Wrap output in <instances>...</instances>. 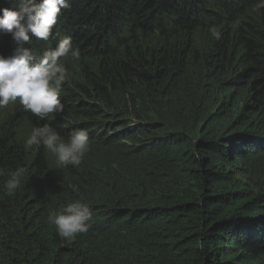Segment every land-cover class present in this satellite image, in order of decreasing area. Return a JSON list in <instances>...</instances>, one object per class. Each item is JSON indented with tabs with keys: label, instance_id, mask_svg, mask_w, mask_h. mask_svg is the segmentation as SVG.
I'll list each match as a JSON object with an SVG mask.
<instances>
[{
	"label": "trees",
	"instance_id": "16d2710c",
	"mask_svg": "<svg viewBox=\"0 0 264 264\" xmlns=\"http://www.w3.org/2000/svg\"><path fill=\"white\" fill-rule=\"evenodd\" d=\"M257 0H70L47 42L80 59L61 114L22 105L0 121V264H264V9ZM12 7L0 0V8ZM239 20V28L233 29ZM217 27L222 36L212 38ZM17 43L0 31V56ZM90 150L62 168L32 129ZM27 169L9 196L7 174ZM80 200L88 232L68 240L47 222Z\"/></svg>",
	"mask_w": 264,
	"mask_h": 264
},
{
	"label": "clouds",
	"instance_id": "9594fccd",
	"mask_svg": "<svg viewBox=\"0 0 264 264\" xmlns=\"http://www.w3.org/2000/svg\"><path fill=\"white\" fill-rule=\"evenodd\" d=\"M12 7L0 8V31L10 34L20 45L8 58L0 56V109L19 103L26 112L38 120H46L49 115L61 114L64 104L60 96L63 86L69 81L70 73L64 62L80 59L79 48L70 36L61 39L55 48L42 54L30 48L32 38L47 42L54 26L62 14V9L70 7V0H10ZM256 9H264V0H257ZM240 21L233 22V29L239 28ZM210 35L219 41L222 32L217 27L209 29ZM43 147L55 158L58 166L77 167L90 150L89 135L86 130L72 131L67 140L48 123L34 127L25 141L26 149L39 150ZM27 173L18 167L7 174L4 189L7 195H14L21 187V177ZM5 175L0 171V176ZM92 211L80 201L69 202L49 214L47 222L54 226L57 235L72 240L78 234L88 232L91 227Z\"/></svg>",
	"mask_w": 264,
	"mask_h": 264
},
{
	"label": "rangeland",
	"instance_id": "374dc122",
	"mask_svg": "<svg viewBox=\"0 0 264 264\" xmlns=\"http://www.w3.org/2000/svg\"><path fill=\"white\" fill-rule=\"evenodd\" d=\"M15 104H10L7 108L0 109V121L2 120L3 117H6L8 113H10Z\"/></svg>",
	"mask_w": 264,
	"mask_h": 264
}]
</instances>
